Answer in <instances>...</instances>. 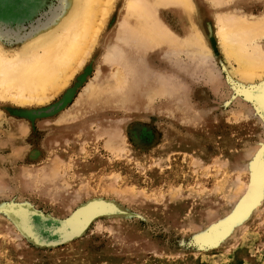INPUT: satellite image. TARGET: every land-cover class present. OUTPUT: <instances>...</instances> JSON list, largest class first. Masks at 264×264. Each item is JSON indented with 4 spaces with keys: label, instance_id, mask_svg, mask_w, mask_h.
Returning <instances> with one entry per match:
<instances>
[{
    "label": "rangeland",
    "instance_id": "obj_1",
    "mask_svg": "<svg viewBox=\"0 0 264 264\" xmlns=\"http://www.w3.org/2000/svg\"><path fill=\"white\" fill-rule=\"evenodd\" d=\"M58 5L0 0V25L17 35ZM123 6L65 90L42 105L0 101V264H264V87L240 84L217 47L204 62L121 45L123 63L104 62ZM96 73L105 92L67 119ZM90 203L105 210L57 232ZM20 205L28 229L12 216Z\"/></svg>",
    "mask_w": 264,
    "mask_h": 264
},
{
    "label": "bare ground",
    "instance_id": "obj_2",
    "mask_svg": "<svg viewBox=\"0 0 264 264\" xmlns=\"http://www.w3.org/2000/svg\"><path fill=\"white\" fill-rule=\"evenodd\" d=\"M117 1L59 0L44 21L27 31L18 30L17 35L6 34L0 25V101L21 107L42 105L65 90L99 44ZM261 2L263 11L256 15L246 9L244 0H124L117 30L113 41L107 40L103 61L115 66L123 63L121 45L139 53L158 47L177 54L188 50L194 59H205L204 62L213 58L217 47L230 64H236L231 73L240 84L264 87V0ZM162 10L175 14L180 34L173 32L174 25L164 19ZM10 34L17 39L14 44L4 40ZM98 79L100 74L85 87L65 118L78 116L95 103L104 86L103 81L97 83ZM127 81L124 76L114 89H120ZM69 95L59 107L66 104ZM100 105L108 106L109 101ZM104 208V204L90 203L57 232L71 235L91 213ZM12 213L17 224L28 229L23 206Z\"/></svg>",
    "mask_w": 264,
    "mask_h": 264
}]
</instances>
